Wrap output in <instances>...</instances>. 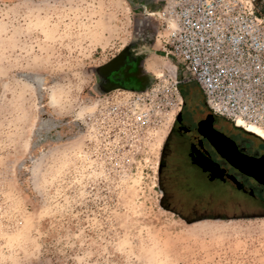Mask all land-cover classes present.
Segmentation results:
<instances>
[{
  "label": "rangeland",
  "instance_id": "374dc122",
  "mask_svg": "<svg viewBox=\"0 0 264 264\" xmlns=\"http://www.w3.org/2000/svg\"><path fill=\"white\" fill-rule=\"evenodd\" d=\"M160 7L0 0V264H264V217L190 223L166 207L161 161L177 107ZM185 88L189 127L211 116L238 148L264 154V140ZM132 94L141 126L106 107Z\"/></svg>",
  "mask_w": 264,
  "mask_h": 264
},
{
  "label": "built area",
  "instance_id": "2783aa9c",
  "mask_svg": "<svg viewBox=\"0 0 264 264\" xmlns=\"http://www.w3.org/2000/svg\"><path fill=\"white\" fill-rule=\"evenodd\" d=\"M152 15L167 30L161 51L175 70L169 90L177 113L179 87L195 83L212 116L264 133V13L256 0H161ZM121 101L106 107L147 123L136 111L141 95Z\"/></svg>",
  "mask_w": 264,
  "mask_h": 264
},
{
  "label": "flooded vegetation",
  "instance_id": "af4514ba",
  "mask_svg": "<svg viewBox=\"0 0 264 264\" xmlns=\"http://www.w3.org/2000/svg\"><path fill=\"white\" fill-rule=\"evenodd\" d=\"M178 91L182 104L161 161L163 197L168 210L190 223L264 217V154H249L238 148L215 128L213 117L205 115L189 127L184 122L189 106L185 85ZM245 180L254 184L261 196L245 186ZM238 204L246 207L239 210ZM202 205L213 211L200 210Z\"/></svg>",
  "mask_w": 264,
  "mask_h": 264
},
{
  "label": "bare ground",
  "instance_id": "6f19581e",
  "mask_svg": "<svg viewBox=\"0 0 264 264\" xmlns=\"http://www.w3.org/2000/svg\"><path fill=\"white\" fill-rule=\"evenodd\" d=\"M150 16H152V15H150ZM170 66V65H169ZM149 67V66H148ZM150 67H152V66H150ZM168 67V66H167ZM170 68V70L172 71V73H173V70H174V68H173V66L172 67H169ZM174 73H175V70H174ZM174 73L172 74V75H174ZM240 126V125H239ZM244 130V132H246V133H248V134H252V135H255V136H257V137H259L261 140H264V133L263 132H261V131H259L258 129H256V128H254V127H249V128H244L243 129ZM223 144H225V143H223ZM229 144V143H228ZM225 148V147H224ZM233 155V154H232ZM244 159V158H243ZM234 160V159H233ZM245 161V160H244ZM232 163V162H231ZM242 164H244V163H242ZM253 164V163H252ZM250 166V165H249ZM258 166H260V165H258ZM243 170H245L244 168H242ZM248 169V168H247ZM251 170V169H250ZM248 174V173H247ZM250 174H252V173H250ZM257 178V177H256ZM205 220H207V219H205ZM201 221V220H200Z\"/></svg>",
  "mask_w": 264,
  "mask_h": 264
},
{
  "label": "water",
  "instance_id": "95a60500",
  "mask_svg": "<svg viewBox=\"0 0 264 264\" xmlns=\"http://www.w3.org/2000/svg\"><path fill=\"white\" fill-rule=\"evenodd\" d=\"M209 117H211V116H209ZM235 129H239V130H241V131H243L244 132V130L242 129V128H239V127H234ZM250 135H252V134H250ZM252 136H254L255 138H257V139H260L259 137H257V136H255V135H252ZM261 140V139H260ZM257 162H259V161H257ZM264 178V177H263ZM204 220V219H203Z\"/></svg>",
  "mask_w": 264,
  "mask_h": 264
},
{
  "label": "trees",
  "instance_id": "16d2710c",
  "mask_svg": "<svg viewBox=\"0 0 264 264\" xmlns=\"http://www.w3.org/2000/svg\"><path fill=\"white\" fill-rule=\"evenodd\" d=\"M185 96H187L186 92H184Z\"/></svg>",
  "mask_w": 264,
  "mask_h": 264
},
{
  "label": "crops",
  "instance_id": "0c3cea01",
  "mask_svg": "<svg viewBox=\"0 0 264 264\" xmlns=\"http://www.w3.org/2000/svg\"><path fill=\"white\" fill-rule=\"evenodd\" d=\"M201 221H203V220H201ZM198 222V221H197Z\"/></svg>",
  "mask_w": 264,
  "mask_h": 264
}]
</instances>
